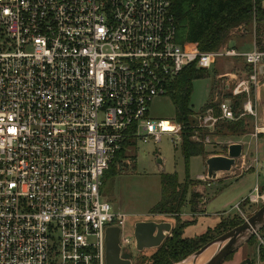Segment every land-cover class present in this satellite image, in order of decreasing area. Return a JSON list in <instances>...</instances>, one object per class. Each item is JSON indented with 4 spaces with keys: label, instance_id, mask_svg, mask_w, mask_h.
<instances>
[{
    "label": "built area",
    "instance_id": "2783aa9c",
    "mask_svg": "<svg viewBox=\"0 0 264 264\" xmlns=\"http://www.w3.org/2000/svg\"><path fill=\"white\" fill-rule=\"evenodd\" d=\"M170 5L0 0V264H104L110 227L121 230V257L132 256L127 216L101 188L117 152L163 137L179 144L180 127L150 118V103L168 97L184 69L207 71L222 58H242L249 70L233 94L257 90L264 52L180 45ZM216 104L218 117L197 115L194 143L201 128L234 120L227 101ZM243 108L253 115L251 103ZM254 194L251 203L264 201ZM253 238L245 263L264 264V228Z\"/></svg>",
    "mask_w": 264,
    "mask_h": 264
},
{
    "label": "rangeland",
    "instance_id": "374dc122",
    "mask_svg": "<svg viewBox=\"0 0 264 264\" xmlns=\"http://www.w3.org/2000/svg\"><path fill=\"white\" fill-rule=\"evenodd\" d=\"M255 28V25L251 24L242 30L231 31L228 40L220 50L224 49L223 47L229 41L236 42L235 39L239 38L244 40L240 50H250L252 41L250 35H254ZM240 43L237 41L236 45ZM236 48L239 49V46ZM217 60L220 59L214 61ZM232 74H237V80H233ZM248 74L249 70L242 64L230 65L222 61L218 66L214 65L205 72L207 78L196 80L191 84L190 105L197 115H200L203 106L208 102L216 104V101L217 103L227 101L231 110L233 101L225 98L244 95L245 98L239 110L234 113L231 110L234 120L230 122L237 119L243 121L245 133L239 137H231L227 134L218 135L215 129L216 124L229 122L223 120L218 121L209 129L201 128L199 132H196L197 136H200V145H202L204 154L203 157L190 160L188 165L190 179H196L206 172L204 160L214 156H226L229 145L241 144L242 156L236 160L230 171L231 175L218 174L214 181H209L205 173L199 180L193 181L191 191H200L198 194L201 196V207L199 214H191L188 217L179 215L180 225H190L182 230L184 238L201 236L225 220L234 219L237 222L238 220L244 222L264 204L261 199H258L257 203H251L249 200L250 196L255 195V190L260 197H264V190H261L264 187V75L259 79L257 90L254 91L252 88L248 96L244 93L233 94L237 82L247 80ZM227 86L228 90H226ZM215 95H218L217 100H215ZM248 102L251 103L253 115L245 114L243 106ZM148 112L150 118L156 122L167 121L174 124V109L167 96L155 98L150 103ZM205 113L206 111L202 114ZM193 127L195 131V126ZM176 141V137L174 140L163 137L157 145L137 142L135 146L125 151V160L122 164L124 167L117 170V177L108 175L104 179L102 189L104 200L111 204L115 212L127 216L124 236L131 237L133 227L138 222L170 223L172 229L179 226L171 216L150 213V210L160 200L159 175L176 173L179 182H183L185 178L184 163L178 149L181 137L179 144ZM244 198L248 200V204L241 206ZM254 248V246L243 245L222 264H242L254 256ZM130 249L132 251V256H129L131 264H145L155 252L153 249L139 253L132 245ZM125 252L126 249L123 248L121 255Z\"/></svg>",
    "mask_w": 264,
    "mask_h": 264
},
{
    "label": "trees",
    "instance_id": "16d2710c",
    "mask_svg": "<svg viewBox=\"0 0 264 264\" xmlns=\"http://www.w3.org/2000/svg\"><path fill=\"white\" fill-rule=\"evenodd\" d=\"M264 0H171L170 13L176 29V42L180 45H195L200 52H217L228 40L229 34L235 29L254 24L255 48L264 52ZM205 70H198L194 66L184 69L168 89V97L174 109L173 121L180 127L181 143L178 147L184 163L185 178L179 182L176 173L160 174V200L150 210L151 214L171 216L179 226L171 230L170 236L145 264H177L198 251L213 239L225 234L243 222L234 219L219 223L212 230H208L196 238H184L182 230L190 225L179 224V215L185 206L193 215L200 213L201 196L191 191L193 181L188 175V165L192 158L203 157L202 145L191 140L193 126L196 125L197 114L190 105L191 84L207 78ZM245 96H229L225 99L233 101L232 112L239 110ZM211 109L215 117L219 116L217 104L208 102L200 114ZM243 121L219 122L216 133L231 137H239L245 133ZM125 150L116 153L107 172L103 176L102 188L106 176L117 177V170L124 167ZM264 190V187L261 188ZM248 204L244 199L242 205ZM252 237L246 244L254 246ZM233 255V254H232ZM231 256V255H230ZM230 256L226 257L228 259ZM127 257V258H126ZM129 259V256H123ZM242 264H246L245 262Z\"/></svg>",
    "mask_w": 264,
    "mask_h": 264
},
{
    "label": "water",
    "instance_id": "95a60500",
    "mask_svg": "<svg viewBox=\"0 0 264 264\" xmlns=\"http://www.w3.org/2000/svg\"><path fill=\"white\" fill-rule=\"evenodd\" d=\"M263 74V67L259 69ZM242 156V145L233 144L227 147L226 156H214L206 159V178L214 181L218 174L229 173L236 160ZM264 228V204L248 219L213 239L198 251L177 264H197V261L210 248H215L214 253L202 264H222L226 257L232 255L241 246L246 245L253 235ZM170 223L138 222L134 225L132 236L136 252L158 249L171 232ZM121 230L110 227L105 231L104 238V264H131L129 259L121 257L120 248Z\"/></svg>",
    "mask_w": 264,
    "mask_h": 264
},
{
    "label": "crops",
    "instance_id": "0c3cea01",
    "mask_svg": "<svg viewBox=\"0 0 264 264\" xmlns=\"http://www.w3.org/2000/svg\"><path fill=\"white\" fill-rule=\"evenodd\" d=\"M251 36V49L250 50H252L253 48H255V42H254V35H250ZM236 40V42L235 41H229V43L227 44V45H225L223 48L224 49H234V50H236V51H238V52H247V51H244V50H240V48L242 47V45L244 44V40H243V38H239L238 40L237 39H235ZM237 41L238 42H241L240 44H238V45H236V43H237ZM236 46H239V49H237L236 48ZM250 50H248V51H250ZM225 62V63H228V64H230V65H235V64H242L243 65V67H246V69H248V67L245 65V63H244V60L242 59V58H223V59H220V60H217V61H214V63H213V66L212 67H214V65L215 66H218L221 62ZM233 76H236L237 74H232ZM221 76V75H220ZM237 77V76H236ZM229 89V87L227 86L226 87V90H228ZM241 145V144H240ZM203 162H205V160L203 161ZM205 173L206 172H204V174L203 175H205ZM223 174V173H222ZM229 175H231L232 173L230 172V173H228ZM203 175H201V176H198L196 179H191L192 181H197V180H199ZM229 181V180H228ZM194 192H196V193H199L200 191L199 190H194ZM200 194V193H199ZM248 195H249V193H248ZM247 195V196H248ZM245 199V198H244ZM186 208L182 211V213L180 214V217L181 216H183V215H185V216H183V217H188L189 215H191V213L189 212V208H188V206H185ZM188 211V212H187ZM205 214V213H204Z\"/></svg>",
    "mask_w": 264,
    "mask_h": 264
},
{
    "label": "bare ground",
    "instance_id": "6f19581e",
    "mask_svg": "<svg viewBox=\"0 0 264 264\" xmlns=\"http://www.w3.org/2000/svg\"><path fill=\"white\" fill-rule=\"evenodd\" d=\"M164 130L166 131H170L171 130V126L168 125V124H165L164 125ZM215 251V248H210L202 257H200L197 261V264H202L204 263L205 261L208 260V258L214 253Z\"/></svg>",
    "mask_w": 264,
    "mask_h": 264
}]
</instances>
